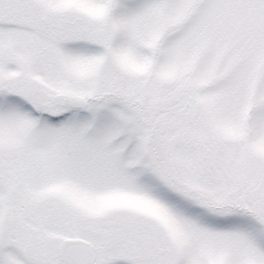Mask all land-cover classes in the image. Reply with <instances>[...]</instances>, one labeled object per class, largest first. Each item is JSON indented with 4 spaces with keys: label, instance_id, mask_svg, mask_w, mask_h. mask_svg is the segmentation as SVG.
Instances as JSON below:
<instances>
[{
    "label": "snow or ice",
    "instance_id": "obj_1",
    "mask_svg": "<svg viewBox=\"0 0 264 264\" xmlns=\"http://www.w3.org/2000/svg\"><path fill=\"white\" fill-rule=\"evenodd\" d=\"M0 264H264V0H0Z\"/></svg>",
    "mask_w": 264,
    "mask_h": 264
}]
</instances>
